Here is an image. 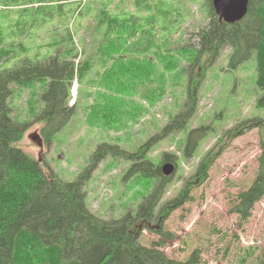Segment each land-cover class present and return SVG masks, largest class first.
I'll return each instance as SVG.
<instances>
[{
    "label": "trees",
    "instance_id": "1",
    "mask_svg": "<svg viewBox=\"0 0 264 264\" xmlns=\"http://www.w3.org/2000/svg\"><path fill=\"white\" fill-rule=\"evenodd\" d=\"M54 1L25 3L26 8H32L31 4L36 3L37 12L26 10L10 16L0 13V264H198V249H193L184 260L171 258L162 250L163 240L172 239V234L162 226L174 208L191 198V184L206 178L216 150L206 151L190 177L191 181L177 196L160 204L171 179L161 173L160 167L164 161L176 164L174 155L164 153L159 160L148 158L145 151L155 137L148 139L135 152H127L118 145L99 144L93 154L95 161L109 154L120 156L130 162L127 175H135L150 183L135 214L128 212L120 218L103 219L86 206L82 176L73 181H62L52 172L47 174L46 166L42 167L38 159L16 146L32 121L41 125L39 135L42 142L46 146L52 142L75 112L77 98L69 104L74 81L81 86L87 68L92 64V55L83 47L87 39L85 31L79 27V21L73 22L89 14L94 3L86 7L77 3L72 11V6L67 7L63 0ZM177 1L133 0L137 9L148 14L145 32L153 36L158 25L162 30L170 28L175 18L181 17ZM96 2L100 7L97 8L91 37L99 36L103 43L95 48V55L102 60L108 57L106 63L112 60L102 75V84L106 87L113 83L125 92L131 87L124 85L122 75L128 74L129 70L133 72L126 60L132 44L127 43V35L139 30L140 21L136 15H127L123 0ZM201 7L208 16L207 23L195 32L196 42L181 49L182 54L190 58L186 69L187 96L182 108L162 128V134L185 129L197 105V82L192 80V68L204 58L213 60L225 47L229 48L228 65L232 68L254 55L256 84L260 89L255 105L264 107V0H247L243 17L231 23L216 14L211 0H203ZM53 21H59L65 27L59 29L60 32L55 27L46 29L47 38L35 43L41 28ZM143 63L149 66L151 62L144 58ZM178 66L174 56L172 59L169 56L164 63L165 69L170 71ZM133 73L141 76V82L154 80L156 88L144 94L148 95V101L160 95L162 72L157 73V79H153L155 75L144 67L140 74ZM16 88L25 90L28 118L24 116L22 121L10 113L9 100ZM117 93L114 91L110 96L115 97ZM126 101L113 98L107 107L111 110L125 108ZM105 102L102 97L95 98L90 115L99 114ZM129 107L132 108L131 103ZM137 109L142 111L140 107ZM109 112L113 111L107 114ZM252 127L259 129L257 169L249 186L238 193L237 202L231 209L242 221L250 216L253 205L264 197V119L241 120L218 139V142H224L225 138L231 140ZM208 129L209 125H202L186 132L183 157L194 154ZM93 161L87 171L92 170ZM143 229L155 233L157 239L149 245L141 243L139 237Z\"/></svg>",
    "mask_w": 264,
    "mask_h": 264
},
{
    "label": "rangeland",
    "instance_id": "2",
    "mask_svg": "<svg viewBox=\"0 0 264 264\" xmlns=\"http://www.w3.org/2000/svg\"><path fill=\"white\" fill-rule=\"evenodd\" d=\"M37 1L0 0V13L10 16L26 10L37 12L36 3L31 4L32 8H26L25 4ZM63 1L67 7L72 6V11L77 3L85 7L94 3L89 14L73 22L79 21V27L85 31L87 39L83 47L92 55V64L87 68L81 86L73 83L70 102L77 98L75 112L52 142L48 146L40 142L41 125L32 121L16 146L39 159L41 166H46L47 174L53 173L62 181H73L82 176L86 206L103 219L120 218L128 212L135 214L150 183L135 175H127L130 162L120 156L109 154L95 161L93 154L99 144L118 145L127 152H135L144 142L155 137L145 151L148 158L159 160L164 153L174 155L176 164L160 204L177 196L191 181L190 177L206 151L216 150L206 178L191 184V198L174 208L163 221L162 227L172 234V239L163 240L161 248L169 257L182 260L193 249H198V264H264V197L253 205L245 221L231 210L237 202L238 193L249 186L255 175L260 154L259 129L252 127L231 140L225 138L224 142H218L227 130L241 120L254 117L264 119V107L255 105L260 89L256 84L254 55L232 68L228 65L229 48L225 47L213 60L204 58L200 64H194L192 80L197 82L194 113L185 129L162 134V128L182 108L187 96L186 69L190 58L184 56L181 49L193 45L196 42L195 32L207 23L208 16L201 7L203 0H178L177 11L181 17L177 16L167 30H162L158 25L153 36L145 32L148 27L145 17L148 14L137 9L133 0H123L127 15H136L140 21L139 30L127 35V43H132L126 59L130 69L140 74L144 67L155 75L153 79H157L156 75L160 72L164 76L160 95L151 102L144 94L156 88L154 80L151 83L147 80L141 82V76L130 70L122 75L124 85L131 87L125 92L113 83L106 87L102 84V75L112 60L106 63L108 57L105 60L97 59L95 48L102 46L103 39L91 37L100 4L96 0ZM3 4L5 8H1ZM54 27L59 31L65 25L59 21L46 24L38 33L35 43L44 41L47 38L44 31ZM77 45L81 46L80 41H77ZM169 56L171 59L176 57L179 62V66L172 71L164 67ZM144 58L150 60L149 66L143 63ZM114 91L118 92L115 97L110 96ZM24 97L25 90L16 88L9 100L11 116L18 121H22L24 116L28 118ZM98 97H102L106 105L100 107L99 114L94 112L90 115V107ZM113 98L127 100L126 107L109 109L107 103ZM130 103L132 108L129 107ZM139 107L142 111L137 109ZM108 111L113 112L107 114ZM202 125H209L208 134L199 141L191 157H183L186 132ZM92 161V170L87 171ZM157 237L155 233L143 229L139 239L141 243L149 245Z\"/></svg>",
    "mask_w": 264,
    "mask_h": 264
},
{
    "label": "water",
    "instance_id": "3",
    "mask_svg": "<svg viewBox=\"0 0 264 264\" xmlns=\"http://www.w3.org/2000/svg\"><path fill=\"white\" fill-rule=\"evenodd\" d=\"M216 14L226 22H234L243 17L247 9V0H211ZM174 169L171 162L161 166L163 175H170Z\"/></svg>",
    "mask_w": 264,
    "mask_h": 264
}]
</instances>
